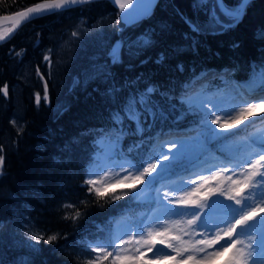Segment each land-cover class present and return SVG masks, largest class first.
I'll return each instance as SVG.
<instances>
[{
    "label": "trees",
    "instance_id": "obj_1",
    "mask_svg": "<svg viewBox=\"0 0 264 264\" xmlns=\"http://www.w3.org/2000/svg\"><path fill=\"white\" fill-rule=\"evenodd\" d=\"M36 1L0 0V14ZM194 16L204 19L196 14L194 0H158L150 15L125 25L111 0H93L23 22L8 39L0 41V88L6 84L9 89L7 97L0 92V147L5 156V174L0 176V263L20 259L31 264H88L102 255L89 253L88 244L114 239L115 220L131 219L151 204L130 199L133 187L143 188L139 182L101 188L99 196L84 183L93 155L99 160L92 137L105 124L109 101L106 85L89 79L80 82L76 77L105 46L121 38L153 36L154 45L139 59L116 69L118 87L152 82L170 89V94L180 95L187 89L192 95L227 100V92L233 88L225 81L238 85L248 81L250 66L264 59V0H249L239 23L223 32L193 37L183 18ZM99 20L101 33L79 34L72 40L73 56L63 64L54 62L51 52L63 34L80 21L90 25ZM193 39L194 45L190 43ZM45 82L49 102L41 99L37 105L35 94L44 96ZM245 98L255 99L258 94L245 92ZM250 116L232 128L243 129L240 139L264 125L260 120L264 111ZM190 119L183 122L181 131L191 125ZM249 121L256 123L244 128ZM124 147L126 150L127 145ZM122 192L129 195L114 199ZM27 228L57 239L31 242L25 235ZM112 259L110 256L103 264H111ZM145 262L154 264H142Z\"/></svg>",
    "mask_w": 264,
    "mask_h": 264
},
{
    "label": "snow or ice",
    "instance_id": "obj_2",
    "mask_svg": "<svg viewBox=\"0 0 264 264\" xmlns=\"http://www.w3.org/2000/svg\"><path fill=\"white\" fill-rule=\"evenodd\" d=\"M90 2L46 0L16 13L13 22L18 25L48 11ZM112 2L118 6L124 24L129 25L148 16L154 0ZM248 2L237 0L235 4H229L227 0H194L196 14H202L204 19L184 17V23L193 37L208 31L223 32L239 23ZM73 36H78V32ZM261 38L264 39V33ZM190 43L194 45L195 39ZM153 45L150 34L130 41L121 38L102 49L92 60L87 74L91 82L106 85L104 91L109 101L105 124L92 137L94 149L104 155V163L101 166L93 155L95 167L90 165L88 178L84 181L91 186L88 191L99 196L101 187L97 186V180L103 179L110 184L112 181L106 178L113 168H118L124 175L115 174L116 183L130 180L144 184L143 188L130 190L131 200L147 199L160 209L150 224L141 223L136 228H128L123 236L88 244L89 253L102 254L88 264H103L110 256L113 257L111 264L124 260L136 264L145 252L153 249H156L154 259L175 260L171 253L164 251L165 248L181 257L175 264H184V260L211 264L226 253L229 255L224 264H264V134L237 140L243 129L232 131L233 126L247 119L256 109L264 111V59L250 66L245 84L225 81L233 88L234 94L229 100L192 95L187 89H182L180 95L170 94V89L159 88L152 82L118 87L116 69L139 59ZM45 59L51 63L50 57ZM178 67L183 71L182 66ZM0 92L7 97L8 85L0 88ZM245 92L258 94V98L246 99ZM44 93L43 97L40 93L35 94L37 105L41 99L49 102L47 82ZM189 119L193 126L181 131L183 122ZM260 120L264 122V116ZM255 123L249 121L244 128ZM238 145L242 154L237 150ZM2 153L0 147V176L5 174ZM128 195L129 192H122L114 199ZM78 217L79 213L75 218ZM171 217L178 219L171 220ZM173 230L179 234L173 235ZM184 237L189 239L184 240ZM28 239L52 243L57 236L45 238L37 233ZM133 240L137 245L136 254L128 256L126 247ZM157 244L164 247L157 248ZM198 253L203 256L194 259ZM21 264L31 262L21 261Z\"/></svg>",
    "mask_w": 264,
    "mask_h": 264
},
{
    "label": "rangeland",
    "instance_id": "obj_3",
    "mask_svg": "<svg viewBox=\"0 0 264 264\" xmlns=\"http://www.w3.org/2000/svg\"><path fill=\"white\" fill-rule=\"evenodd\" d=\"M11 27H12V24H6V25L0 26V36H5L10 31ZM121 27L122 26H119L118 29L122 30V29H120ZM74 32H78V35L79 34H85V33H89V34L101 33L102 32V20L96 21V22H94V23H92L90 25H87L83 21H80L79 23L76 24V26L74 27V29L71 32H67L66 34H63L61 36V38L59 40H57V42L55 44V47L52 49V52H51V56H52L54 62H56L57 64H63L71 56H73L71 48H72L74 43L72 42V40L73 39L75 40L78 37V36H73ZM138 36H141V35H138ZM135 38L136 37H134V38H132L130 40H133ZM130 40H128V41H130ZM89 68H90V66L85 68L80 73V76L76 77L77 80H79L80 82L88 80L87 74H88ZM76 78H75V80H76ZM227 94H230L228 96L231 98V96L234 94L233 90L227 92ZM208 98H211V99H214V100L223 99L221 96L217 98L216 95H212V96H210ZM230 98H228L227 100H229ZM247 99H250V98H247ZM260 110L261 109H256L250 115L255 116L256 114H258L260 112ZM250 115L248 116L247 119L242 120L238 125H240V124H242L244 122H247V120H249V118L251 117ZM192 126L193 125L191 124V125L187 126V128H191ZM253 134H255L257 136H259L261 134H264V125H260V126L254 127V129L250 130L248 135H246L245 137L252 136ZM174 138L175 137H170V139H174ZM236 139L240 140L239 136L236 137ZM237 150L241 151V154H242L241 146L238 145L237 146ZM216 155L220 156V153H216ZM223 158L224 157H221V159H223ZM99 161L101 163V166H103L104 155H103L102 152H99ZM198 171L203 172L202 169H198ZM117 173L120 176L124 175V173L120 172V170L118 168H113L112 169V173L106 178L107 180H111L112 182L110 184H108V183L105 182V180L98 179L97 180V186H99L101 188H105V187L112 186V185H115V184L126 185L128 183L129 184L130 183H138V182H131L130 180H126V181H124L122 183H116L115 180H114V175L117 174ZM203 174L207 175V173H203ZM101 176H103V173H101ZM173 179H175V177H173ZM193 179H197V178L193 177ZM198 182L199 181L197 180V183ZM145 183H146V181H145ZM213 183H215V182H213ZM142 187H144V184H143ZM142 200H147V199H142ZM159 213H160V209H158L157 206L153 202H151V204L147 207V209L139 211L136 216H133V218L128 219V217H126V218L123 217V218L115 220L114 223H113V227H112L114 239L116 237H118V236H123L124 233L130 227L131 228H136L137 225H139L141 223H144V224L152 223L154 217L156 215H159ZM175 219H178V218L177 217H171V220H175ZM25 231H26L25 235H26L27 240H29L28 239L29 236L36 234V231L34 229L27 228ZM172 234L173 235H178L179 233H178V231L173 230ZM196 238L198 239L199 237H196ZM188 239H189L188 237H184V240H188ZM31 242H34V241H31ZM162 247H164V246L157 244V248H162ZM136 248H137V245H136L135 241L134 240L131 241L129 243V245L126 247L127 255L128 256H134L136 254ZM141 251H144V249H141ZM164 251L168 252V253H171V255L173 257H175V260L181 259V257L176 256L175 253H172L171 249L165 248ZM155 253H156V249H153L152 252H145V255L143 257H141L139 259V261L136 262V264H142L143 261L152 262L154 264H158V263L163 262L164 260H156V259L153 258ZM113 255H115V253ZM185 255H187V253H185ZM228 255L229 254L226 253L224 256H221V257L217 258L216 260L211 261V264H224V261L228 258ZM202 256H203V253L195 254L194 255V259H199ZM175 260L169 259V260H166V261H167V264H175ZM118 263H120V264H132V262H130L128 260H124V261L118 262ZM0 264H21V260L19 259L17 261H11L10 263L1 262ZM184 264H193V261L192 260H184Z\"/></svg>",
    "mask_w": 264,
    "mask_h": 264
},
{
    "label": "water",
    "instance_id": "obj_4",
    "mask_svg": "<svg viewBox=\"0 0 264 264\" xmlns=\"http://www.w3.org/2000/svg\"><path fill=\"white\" fill-rule=\"evenodd\" d=\"M91 1H93V0H91ZM112 1V0H111ZM46 2V0H39V1H36V2H34V3H31V4H29V5H27V6H25V7H23V8H21V9H18V10H16V11H13V12H10V13H2V14H0V26H2V25H6V24H12V27H11V31H9L5 36H3V39H0V41H3V40H6V39H8L17 29H18V27L23 23V22H25V21H21L18 25L17 24H14V22H13V18L15 17V15H16V13H18V12H20V11H24V10H26L27 8H29V7H33V6H35L36 4H38V3H45ZM157 2H158V0H154V2H153V4H152V7H151V11H150V14L154 11V8H155V6H156V4H157ZM77 5H80V4H77ZM77 5H73V6H77ZM72 6V7H73ZM117 6V5H116ZM118 7V6H117ZM66 9V8H65ZM119 9V8H118ZM54 11H58V10H53V11H48V12H46V13H44V14H48V13H51V12H54ZM43 14V15H44ZM119 14H120V10H119ZM149 14V15H150ZM38 16H41V15H38ZM38 16H36V17H38ZM7 17V19H5ZM120 19H121V15H120ZM122 20V19H121ZM123 21V20H122Z\"/></svg>",
    "mask_w": 264,
    "mask_h": 264
}]
</instances>
